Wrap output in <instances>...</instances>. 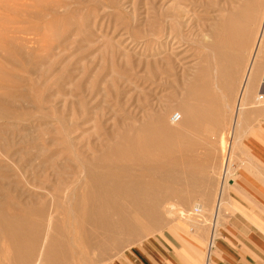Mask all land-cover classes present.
I'll list each match as a JSON object with an SVG mask.
<instances>
[{
    "label": "rangeland",
    "instance_id": "obj_1",
    "mask_svg": "<svg viewBox=\"0 0 264 264\" xmlns=\"http://www.w3.org/2000/svg\"><path fill=\"white\" fill-rule=\"evenodd\" d=\"M249 1L208 0V5L203 0L198 9L202 14L197 19L200 20L184 28V34L175 40L163 34L165 26L159 16L166 6L165 0H0V96L12 98L11 104L5 102V105L16 114L4 117L0 113V169L4 167L0 170L3 183L0 197L12 194V204L21 202L35 207L33 195L47 194L41 188L48 187L52 179L50 172L41 173L43 170L39 168L37 157L33 164L27 161L29 156L21 159L16 158V154L12 160L6 159L2 146L7 147L8 153L32 150L31 156H37L38 149H44L46 155H56L53 158L56 162L69 160L65 164L81 165V162L98 155L104 147L116 143L127 126L137 127L145 121L157 124L158 118H162L166 127L177 129L171 120L173 115L185 114L193 106L196 111L201 107L204 110H201L202 114L200 112L202 116L196 114L190 121H187L190 118L187 114L183 116L184 120L187 119L177 124L178 134L163 132L164 140L163 134H151L157 140L161 137L165 143L177 141L180 144L169 155L181 160L180 170L183 172H180L185 176L177 186L179 194L170 193L162 206L174 204L182 210L164 213L162 209L164 217L159 227L149 229L126 246H113V252L97 253L94 258L100 260L99 264H120L149 239L163 236L165 232H170L183 243L203 240L204 236L209 242L216 201L223 184L228 192L231 181L239 184L246 180L257 184L259 180V186L264 189V166L251 162L250 159H256L249 145V139L264 136V111L258 112L264 110L263 99L255 98L245 105L244 114H251L249 127L240 133L226 181H222L221 171L222 137L227 138L230 149L235 124L238 126L245 116L238 118L235 112L239 83L249 56L248 47L238 48L236 43L224 39L223 29L228 17L232 19L238 12L250 8ZM258 2L260 17L253 28L255 32L264 6V0ZM176 41L178 44L174 43ZM214 45L220 46L224 52L212 51ZM221 55L229 60L228 69L231 71L226 85H220L219 78L216 80L219 59L224 58ZM26 57L31 60L27 62ZM203 70L204 77L210 82L211 103L203 98H199L204 100L202 102L189 100L194 80ZM159 72L161 80L154 83L153 73ZM20 132L28 137L27 142ZM153 136H150V158L155 154ZM6 169L11 172L7 173ZM16 183L18 188H15ZM164 185V189L173 186L169 182ZM46 197L50 204V197ZM196 204L202 205V213L195 211ZM224 206L225 203L222 209ZM57 216L66 219L63 214ZM22 217L36 221L34 215L24 213ZM190 220H196L199 228L190 224ZM204 227L205 233L201 232ZM79 234L76 231V236ZM206 253L207 250L200 255L199 264H204ZM0 264H16L10 243L2 237ZM74 264L83 263L74 260Z\"/></svg>",
    "mask_w": 264,
    "mask_h": 264
},
{
    "label": "bare ground",
    "instance_id": "obj_2",
    "mask_svg": "<svg viewBox=\"0 0 264 264\" xmlns=\"http://www.w3.org/2000/svg\"><path fill=\"white\" fill-rule=\"evenodd\" d=\"M165 1L166 6L161 16H159L160 21L165 26L163 34L169 39L172 36L173 39L176 40L182 36L184 28L193 21L197 22L200 20H197L200 15L198 9L203 5V0ZM206 1L208 2V0H205V2ZM209 4L208 2V5ZM245 4L246 3H244V5ZM248 4L250 8L247 11L242 10V12H238L239 14L237 13L232 19L226 17L227 25L223 29L226 36L224 38L225 40L236 43L238 48H244L245 46L249 48V56L239 83V93L237 97L238 107L235 112L238 118L244 114L245 105L254 101V98L264 100V6L259 26L255 32L253 28H256L260 17L258 16L259 2L258 0H250ZM54 5L55 4H53L52 7H54ZM200 16H202V14ZM176 42L174 43L178 44V42ZM156 47H158V45ZM24 48H26L25 45L23 46V51ZM212 51L217 53L224 52V50L217 45L212 46ZM163 55L165 56V54ZM4 56L9 57V55ZM25 56H27L26 52ZM221 57L224 58L219 59V77H216V80L219 78L220 85H226L231 78V71L229 72L228 69L229 60H227L224 55H221ZM28 59L27 62L31 60ZM230 65L233 64L230 63ZM154 68L155 67H153V69ZM204 71L205 70L201 71L200 75H197L195 78L189 91V100L198 101L199 98H203L207 103H211L213 95L212 91L209 89L210 82L207 80L208 78L206 79L204 77ZM3 77L5 76L3 75ZM153 78L155 79L154 83L158 80L160 81V72L153 73ZM124 79L127 80V78ZM112 87L114 86L112 85ZM230 87L233 88L232 84H230ZM21 98L19 100H22ZM23 100H25V98ZM200 101L202 102L204 100ZM5 102L11 104L12 98L9 95L0 96L1 115L3 114L4 117L11 114L16 115L11 111L10 107H6ZM201 102L199 103L200 106ZM18 104L19 103L16 102V105ZM19 107L21 108V106ZM190 108L191 110H186L185 114H177L181 117L178 122L173 121L174 115L172 116L171 120L173 121L174 128L176 127L177 129L166 127L165 121L162 118H158L157 124L155 122L145 121L137 127L127 126L123 132L119 134L120 138L116 143L104 147L98 155L92 154L93 156L87 161L81 162V165L65 164L69 160H66V162L62 161L63 163L60 161L56 162L53 160L56 155L48 156L45 153L47 151L44 149H38L37 156L36 154L31 156L34 153L32 150L25 149L24 153L18 151L8 153L7 147L2 146L6 154V159L12 160L17 154L18 156H16V158L20 157L21 159H25L29 156L30 158H28L27 161L32 163L36 161L35 159L37 157L40 160L39 168L41 167L43 170L41 173L43 172V174H46L48 171L50 172V176H52L50 185L41 188V190L45 191L47 194L42 192L33 195L36 199L35 207H29L21 202L12 204V199H10L12 198V194H7L4 197L1 195L3 198L0 197V237L6 239L10 243L13 249V261L16 264H74V260H76L83 264H99L100 260L94 258L97 253L104 255L106 251L112 250L111 248L113 246H122L123 244L126 246L127 243L132 242L135 238L142 236L144 233L146 234L149 229L159 227L162 224L165 212L180 210L181 207H175L174 204H170L169 207H167V205L162 206V203L168 199L170 193L179 194V187L177 186L178 184L180 185L182 177L185 176L180 172L182 171V169L180 170L181 160H178L176 157L172 158L169 155L170 151H173V149L175 150L180 144L177 143V141H166L165 143L163 140L166 132L167 134L171 133L173 135L180 132L179 125L177 124H181L187 119H183L184 115L187 114L188 117H190L187 121H190V119L194 118V115L199 114L200 117L202 111H204L201 107H198L200 108L198 111H196L194 106ZM232 115L234 116V114ZM232 119L234 121V118ZM18 122L22 123L23 121ZM23 129L21 130L22 132ZM15 130L17 129L15 128ZM233 130H235V128ZM26 131L25 134H27ZM12 132L14 133V131ZM22 132H20L19 135L21 137L23 136L22 139H26L25 141L27 142L29 134H27L28 137H25L23 135L24 132ZM28 133L32 135V132L28 131ZM151 134H158L159 136L163 134V140L161 137L157 140ZM150 136H153L155 138L153 139L156 140L153 143V150L155 152L152 151L155 154H152L153 156H151V158L149 152L151 147ZM1 138L2 137H0V139ZM5 143L7 144V140ZM32 143H34L33 140ZM228 143L227 138L222 137V181H226L230 172L229 160L231 157L229 158ZM41 148H43L42 145ZM46 150L48 149L46 148ZM33 151L36 152V149ZM165 152H168V155H166ZM74 154L76 155L75 152ZM77 157L76 155V159ZM2 159L1 161H3ZM18 161L22 162L19 159ZM3 168L1 169L4 170ZM6 172L9 173L11 171L6 169ZM190 178H194V176ZM164 182H169L173 185L171 186L172 188L169 187V189L171 188L170 191L167 188L164 189ZM38 184L40 185V182ZM2 187L3 183L0 181V190ZM6 187L8 188L7 185ZM16 187L17 183L15 188ZM13 189L14 188H12V190ZM46 196L50 197V204H48ZM195 211L202 213V205L196 204ZM176 212L179 213L178 211ZM24 213L36 216V221H29L22 217ZM58 214H63L66 219L58 218ZM167 215L169 214L167 213ZM189 222L193 226L195 225L199 228L196 220H190ZM63 224L67 226L65 227ZM76 231L80 233L79 236H76ZM110 252L111 251H109V253Z\"/></svg>",
    "mask_w": 264,
    "mask_h": 264
},
{
    "label": "crops",
    "instance_id": "obj_3",
    "mask_svg": "<svg viewBox=\"0 0 264 264\" xmlns=\"http://www.w3.org/2000/svg\"><path fill=\"white\" fill-rule=\"evenodd\" d=\"M261 111L264 110L258 112ZM244 115V119L239 126L236 125L232 134L233 142L229 149L230 171L240 133L249 127L251 114ZM249 141L252 155L256 159H250L251 162L264 166V136ZM259 184V180L257 184L246 180L239 184L231 181L228 192L225 191L226 186L222 185L218 202L216 201L214 227L210 231L212 238L209 242L204 236L203 240L183 243L170 232H165L163 236L149 239L139 250L126 256L120 264H199L200 255L206 250L205 264H264V189ZM204 208L206 209V205ZM201 232H207L205 227Z\"/></svg>",
    "mask_w": 264,
    "mask_h": 264
},
{
    "label": "built area",
    "instance_id": "obj_4",
    "mask_svg": "<svg viewBox=\"0 0 264 264\" xmlns=\"http://www.w3.org/2000/svg\"><path fill=\"white\" fill-rule=\"evenodd\" d=\"M180 118L181 117L179 115L175 114L173 117V121L178 122L180 120Z\"/></svg>",
    "mask_w": 264,
    "mask_h": 264
}]
</instances>
